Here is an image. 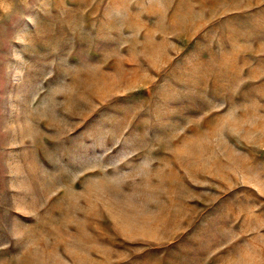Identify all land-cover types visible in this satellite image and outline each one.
Here are the masks:
<instances>
[{
    "label": "rangeland",
    "instance_id": "1",
    "mask_svg": "<svg viewBox=\"0 0 264 264\" xmlns=\"http://www.w3.org/2000/svg\"><path fill=\"white\" fill-rule=\"evenodd\" d=\"M0 264H264V0H0Z\"/></svg>",
    "mask_w": 264,
    "mask_h": 264
}]
</instances>
